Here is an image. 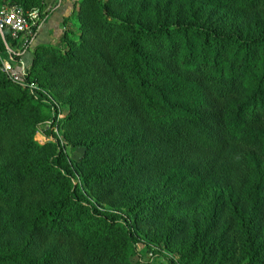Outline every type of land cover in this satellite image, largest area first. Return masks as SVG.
<instances>
[{"label": "trees", "instance_id": "16d2710c", "mask_svg": "<svg viewBox=\"0 0 264 264\" xmlns=\"http://www.w3.org/2000/svg\"><path fill=\"white\" fill-rule=\"evenodd\" d=\"M74 15L60 46L0 33L16 65L33 48L21 85L0 60V264H140L139 242L176 264H264V0H82ZM44 123L63 141L39 144Z\"/></svg>", "mask_w": 264, "mask_h": 264}, {"label": "rangeland", "instance_id": "374dc122", "mask_svg": "<svg viewBox=\"0 0 264 264\" xmlns=\"http://www.w3.org/2000/svg\"><path fill=\"white\" fill-rule=\"evenodd\" d=\"M81 1L82 0H78L74 4V12H72L69 16H66L63 18L62 26L65 29L61 32V34H60L57 42L54 44V46H60V38L62 37L63 33H68V34L72 33L74 35H77V27L79 26V23L75 19L74 13H75L76 8L79 6V3ZM45 2H46V0H44V4H45ZM2 8H13V7L10 6L8 3H6V5H4ZM43 18L45 19V15L44 16L42 15L40 17V22H39L40 24L43 21ZM37 32H38V28L35 31V33L37 34ZM32 51H33V48L29 52L32 53ZM48 97L51 98L50 95H48ZM53 104H54L53 105L54 110H52V113L57 115V117H58L57 122H58L60 119H62L63 117L66 116V110L61 107V104L59 102H56L53 100ZM44 111H45L46 115L50 114L49 110L44 109ZM47 130H48V124L47 123H44L40 126L39 133L35 137V140L39 144L43 145L49 141H54L55 138H60V140L63 141V134L57 128V124H55L54 128H52L50 130L51 134L48 137H46L44 134ZM83 153H84L83 149H77L74 152L70 153V158L75 160V161H78L83 156ZM214 191H217V188L215 186H208L196 198L197 201H195V203L192 205V207L188 211V215H189L191 223L199 221V219H198L199 215L204 217V215L206 214V211H207L206 210L207 209V207H206L207 203L214 196L213 195ZM184 213H185V211L180 213L178 216L177 215H171L168 217V221L179 222L181 216H183ZM202 221H203V219H202ZM169 259H174V264H176L178 262L179 254H178V250L176 248L174 251H172L171 249L170 250L164 249V247H160V246H158V244H156L154 246V245H151L149 243L139 242L137 244V254L133 258V261L138 262L140 264H170Z\"/></svg>", "mask_w": 264, "mask_h": 264}, {"label": "built area", "instance_id": "2783aa9c", "mask_svg": "<svg viewBox=\"0 0 264 264\" xmlns=\"http://www.w3.org/2000/svg\"><path fill=\"white\" fill-rule=\"evenodd\" d=\"M39 10L32 13H24L22 9L3 8L0 10V33L8 31L14 41L32 38L40 25ZM2 72L5 73L14 83L22 84L27 75V69L24 63L14 64L4 56L0 57Z\"/></svg>", "mask_w": 264, "mask_h": 264}, {"label": "crops", "instance_id": "0c3cea01", "mask_svg": "<svg viewBox=\"0 0 264 264\" xmlns=\"http://www.w3.org/2000/svg\"><path fill=\"white\" fill-rule=\"evenodd\" d=\"M77 1L78 0H46L42 10V15H45V19L43 18V21L38 28L33 47L42 44L54 45L57 42L61 32L65 29L62 26V20L64 17L69 16L74 12V4ZM16 52L19 51L13 49V53ZM32 58L33 54L29 51L23 53L21 61L24 63L27 70L30 67Z\"/></svg>", "mask_w": 264, "mask_h": 264}]
</instances>
